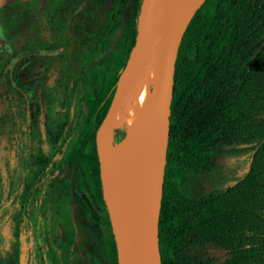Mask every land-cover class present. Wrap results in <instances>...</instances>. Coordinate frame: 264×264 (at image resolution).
Wrapping results in <instances>:
<instances>
[{
    "label": "trees",
    "instance_id": "16d2710c",
    "mask_svg": "<svg viewBox=\"0 0 264 264\" xmlns=\"http://www.w3.org/2000/svg\"><path fill=\"white\" fill-rule=\"evenodd\" d=\"M40 1H16L0 13L14 8L20 9L16 13H32ZM105 1L72 0L78 11L99 10L96 30L90 33L95 44L85 57L83 72V78L91 70L98 72L97 87L88 89L83 79L81 85L67 81L69 122L78 124L69 130L77 139L88 137L92 142L117 80L102 75L117 57L119 68L124 66L137 35L142 2L113 0L105 11ZM66 2L43 0L41 11L53 16ZM11 18L12 14L6 16V23ZM72 40L70 32L51 39L68 73L70 59L64 53ZM263 43L264 0H204L185 28L174 64L156 223L159 264H264ZM188 53L192 57L187 63ZM239 58L251 61H233ZM9 120L19 138V194L25 198L31 185L27 149L33 135ZM121 132L120 128L114 134L120 137ZM205 244L219 249L222 259L206 254ZM1 261L15 264L9 252Z\"/></svg>",
    "mask_w": 264,
    "mask_h": 264
},
{
    "label": "flooded vegetation",
    "instance_id": "af4514ba",
    "mask_svg": "<svg viewBox=\"0 0 264 264\" xmlns=\"http://www.w3.org/2000/svg\"><path fill=\"white\" fill-rule=\"evenodd\" d=\"M25 14L34 13H12V17ZM40 14V24L47 22L58 25L56 19L60 17V13L53 16L48 13ZM37 30L35 25L29 28L31 37L25 47L0 60V105H5L10 110L0 114V129L2 125L8 126L6 141L12 148L20 169L19 183L10 194L8 209L2 213L0 220V230L6 225V231H0V263L3 264L1 258L4 253L9 252L15 264H115L113 236L101 195L95 133L93 142L88 137L77 139L69 127H76L78 124L69 122L66 108L67 97L71 93L68 82L85 81L95 70H91L83 78V64L76 77H72V59L68 49L74 41V31L79 32L74 25H63L62 29L55 30L56 33L46 37ZM59 32H63L65 36L66 32H70L73 36L70 47L64 53L70 59L69 73L66 71L65 61L59 59L58 52L52 47L51 39ZM6 41V28L3 26L0 43ZM251 60L239 58L233 61L246 63ZM14 61H18V64L32 62L33 69L28 76L31 94L48 106H55L63 117V122L50 142L48 155L44 152L45 140L32 128L31 108L23 93L25 83L16 77ZM114 61L117 62L115 72ZM119 62V57L111 62L108 72L102 75L104 79L118 78L124 67L119 68ZM8 119L15 121V125L23 130L29 129L33 135L32 145L27 149L31 185L26 200L19 194L23 189L19 138L11 130ZM116 138L118 140L119 136ZM78 180L80 184L76 186ZM93 229L102 231L101 243L95 249L89 246L87 238Z\"/></svg>",
    "mask_w": 264,
    "mask_h": 264
},
{
    "label": "water",
    "instance_id": "95a60500",
    "mask_svg": "<svg viewBox=\"0 0 264 264\" xmlns=\"http://www.w3.org/2000/svg\"><path fill=\"white\" fill-rule=\"evenodd\" d=\"M16 1L26 0H0V9ZM112 1L106 0L105 10ZM161 1L162 11L158 17L141 34L137 30L111 101L95 132L101 195L113 236L116 264H159L156 223L169 132L174 64L185 28L204 0ZM41 3L42 0L37 9ZM156 35H159V42L154 59L158 78L153 85L142 87L124 103L135 67ZM119 111L122 113V132L114 143L118 145L115 158H111L105 153L104 141L113 145L111 129ZM135 111L154 122L152 133L141 135ZM106 165L118 181L111 195L104 184Z\"/></svg>",
    "mask_w": 264,
    "mask_h": 264
},
{
    "label": "rangeland",
    "instance_id": "374dc122",
    "mask_svg": "<svg viewBox=\"0 0 264 264\" xmlns=\"http://www.w3.org/2000/svg\"><path fill=\"white\" fill-rule=\"evenodd\" d=\"M64 10L60 12V17L57 18L58 25L51 23H39L40 13L43 7V3L36 9L34 14H25L24 16L20 15L19 17H12L9 22L6 24L5 17L11 15L12 13L20 11L18 8L6 9L0 17V33L1 30L6 28V42L0 43V60L4 59L10 53L23 49L26 45V42L31 37L29 28L35 25L36 30L40 31L44 37L48 35H53L56 33L55 30L63 28V25L70 23L74 25L79 30L80 36L76 37V31L73 35L75 36L72 46L68 49L71 55L72 61V77H76L78 72L83 67L85 57L88 53L90 47H92L93 42L90 40V33L95 31V22L98 17V11L95 10V14L88 11H78L75 9V2L72 0H66ZM56 27V29H53ZM51 31V32H50ZM192 53H188L185 57V62H190ZM117 62L114 61L113 71H116ZM13 67L15 68L16 77L20 82L25 83L23 93L24 96L31 108V118L30 122L32 123V128L34 131H37L41 134L43 140H45L44 152L48 155L50 149V142L56 132L58 131L59 125L63 122V117L60 114V111L55 106H48L42 101L38 100L36 96L31 94V85L28 76L30 71L33 69V64L31 61H25L24 63L18 64V61H14ZM100 79L98 72H92L86 82L88 89H94L97 87V81ZM134 84V82H133ZM10 110H7L5 105H0V114L8 113ZM115 124V123H114ZM122 126V114L119 118H116V124L113 125L111 129V139L113 140V145L117 141V135L114 132L120 129ZM8 136V126L2 125L0 129V220L2 213L8 209L9 198L12 191L17 187L20 180V169L18 161L14 155V152L10 146L7 144ZM80 184V181H76V186ZM83 202L85 201V194H82ZM7 200V201H6ZM5 224L3 223V226ZM6 225L0 231H6ZM10 232V236H11ZM102 231L100 229L92 230L89 234L88 243L91 248H96L100 241V236ZM203 250L206 254L213 257L214 260L219 261L222 259V254L219 249L215 248L212 244L203 245ZM1 264V263H0ZM116 264V262H115Z\"/></svg>",
    "mask_w": 264,
    "mask_h": 264
},
{
    "label": "bare ground",
    "instance_id": "6f19581e",
    "mask_svg": "<svg viewBox=\"0 0 264 264\" xmlns=\"http://www.w3.org/2000/svg\"><path fill=\"white\" fill-rule=\"evenodd\" d=\"M161 11V0H145L141 5V9L138 15V33L141 34L158 17ZM158 42L159 35H156L152 38L150 44L139 59L125 93L124 103L131 99L132 95L142 87L151 86L156 82L158 78V72L155 64L154 52L158 45ZM121 114V111H119L117 118H119ZM135 114L137 117L141 135L146 136L152 133L154 129V122L146 120L143 114L139 111H135ZM117 148L118 145L110 146L106 140L104 141V150L109 157L115 158V149ZM117 183L118 181L115 179L112 169L108 165H106L104 184L109 195L113 193Z\"/></svg>",
    "mask_w": 264,
    "mask_h": 264
}]
</instances>
